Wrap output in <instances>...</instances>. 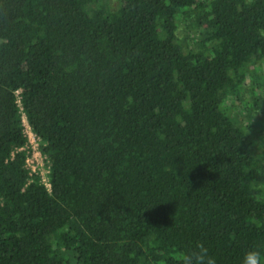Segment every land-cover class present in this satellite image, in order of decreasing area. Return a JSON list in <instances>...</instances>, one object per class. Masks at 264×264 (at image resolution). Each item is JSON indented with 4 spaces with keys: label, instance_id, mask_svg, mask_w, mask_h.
Listing matches in <instances>:
<instances>
[{
    "label": "trees",
    "instance_id": "16d2710c",
    "mask_svg": "<svg viewBox=\"0 0 264 264\" xmlns=\"http://www.w3.org/2000/svg\"><path fill=\"white\" fill-rule=\"evenodd\" d=\"M255 119L264 0H0V264L264 256Z\"/></svg>",
    "mask_w": 264,
    "mask_h": 264
},
{
    "label": "built area",
    "instance_id": "2783aa9c",
    "mask_svg": "<svg viewBox=\"0 0 264 264\" xmlns=\"http://www.w3.org/2000/svg\"><path fill=\"white\" fill-rule=\"evenodd\" d=\"M24 121L27 123L26 133L28 135V144L21 148V150H27L26 166L30 170V175H40L43 183L50 188V167L48 165V157L41 150L40 139L32 132L28 125L26 119Z\"/></svg>",
    "mask_w": 264,
    "mask_h": 264
},
{
    "label": "clouds",
    "instance_id": "9594fccd",
    "mask_svg": "<svg viewBox=\"0 0 264 264\" xmlns=\"http://www.w3.org/2000/svg\"><path fill=\"white\" fill-rule=\"evenodd\" d=\"M202 254L206 255L205 249H202ZM193 255H195V254H193ZM192 258L193 257L190 256L189 260H191ZM207 264H216L215 259L209 257L207 259ZM244 264H264V256H262L261 253L256 251L255 249L250 250L248 253H246V255L244 257Z\"/></svg>",
    "mask_w": 264,
    "mask_h": 264
},
{
    "label": "rangeland",
    "instance_id": "374dc122",
    "mask_svg": "<svg viewBox=\"0 0 264 264\" xmlns=\"http://www.w3.org/2000/svg\"><path fill=\"white\" fill-rule=\"evenodd\" d=\"M240 107L241 106L235 107V109H241ZM243 108H244V106H243ZM25 124L27 126L26 122H25ZM251 124L253 125L252 130L254 132V135H256L257 140L259 142L258 143L259 149H260V151H264V122H262L258 119H255Z\"/></svg>",
    "mask_w": 264,
    "mask_h": 264
}]
</instances>
